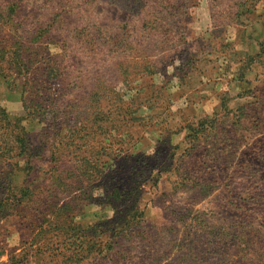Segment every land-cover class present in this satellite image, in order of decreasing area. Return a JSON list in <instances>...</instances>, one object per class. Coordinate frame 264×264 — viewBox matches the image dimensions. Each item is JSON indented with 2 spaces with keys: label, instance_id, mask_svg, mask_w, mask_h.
Masks as SVG:
<instances>
[{
  "label": "rangeland",
  "instance_id": "1",
  "mask_svg": "<svg viewBox=\"0 0 264 264\" xmlns=\"http://www.w3.org/2000/svg\"><path fill=\"white\" fill-rule=\"evenodd\" d=\"M166 1L0 0V264H264V0Z\"/></svg>",
  "mask_w": 264,
  "mask_h": 264
},
{
  "label": "trees",
  "instance_id": "2",
  "mask_svg": "<svg viewBox=\"0 0 264 264\" xmlns=\"http://www.w3.org/2000/svg\"><path fill=\"white\" fill-rule=\"evenodd\" d=\"M172 0H167L165 3H167V2H171ZM167 6V5H166ZM167 8V7H166ZM169 8V7H168ZM170 17V16H169ZM168 17V18H169ZM172 19V17H170L169 18V20H171ZM251 62H252V60H251ZM26 131V130H25ZM16 140H17V142H19L20 143V145H21V152H22V154L21 155H23V154H26L27 153V151L28 150H30V139H29V137H28V134L26 133L25 134V136H24V139H22L21 137H16L15 138ZM22 170H25V168H23ZM30 192V191H29ZM30 194H31V192H30ZM27 195H29V193L27 192ZM5 204H3V201H1L0 202V208H2L3 206H4Z\"/></svg>",
  "mask_w": 264,
  "mask_h": 264
}]
</instances>
